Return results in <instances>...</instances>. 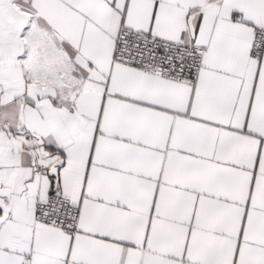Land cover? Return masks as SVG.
<instances>
[{
  "label": "snow or ice",
  "instance_id": "6c2138e0",
  "mask_svg": "<svg viewBox=\"0 0 264 264\" xmlns=\"http://www.w3.org/2000/svg\"><path fill=\"white\" fill-rule=\"evenodd\" d=\"M0 264H264V0H0Z\"/></svg>",
  "mask_w": 264,
  "mask_h": 264
}]
</instances>
